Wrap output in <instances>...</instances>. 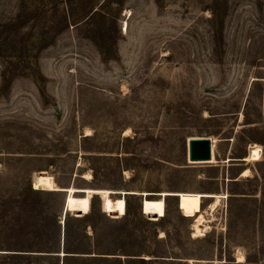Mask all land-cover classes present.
Here are the masks:
<instances>
[{
	"label": "rangeland",
	"instance_id": "rangeland-1",
	"mask_svg": "<svg viewBox=\"0 0 264 264\" xmlns=\"http://www.w3.org/2000/svg\"><path fill=\"white\" fill-rule=\"evenodd\" d=\"M51 259L264 264V0H0V264Z\"/></svg>",
	"mask_w": 264,
	"mask_h": 264
},
{
	"label": "water",
	"instance_id": "water-1",
	"mask_svg": "<svg viewBox=\"0 0 264 264\" xmlns=\"http://www.w3.org/2000/svg\"><path fill=\"white\" fill-rule=\"evenodd\" d=\"M189 160L193 163H207L213 160V141L208 138L189 140ZM65 237V232H64ZM56 256V255H54ZM61 256V255H57ZM68 256V255H65Z\"/></svg>",
	"mask_w": 264,
	"mask_h": 264
},
{
	"label": "bare ground",
	"instance_id": "bare-ground-1",
	"mask_svg": "<svg viewBox=\"0 0 264 264\" xmlns=\"http://www.w3.org/2000/svg\"><path fill=\"white\" fill-rule=\"evenodd\" d=\"M188 160H189V158H188ZM193 163V162H192ZM196 164H207V163H196ZM251 174V170H245L244 172H243V174H242V177H248L249 175ZM90 175V174H89ZM220 204V200H217V202H215L212 206H211V208L214 210L215 208H216V206L217 205H219ZM67 210H68V208H67ZM68 212V211H67ZM200 221L201 222H204L205 221V218L202 216L201 218H200ZM200 226H202V223H200V225L199 224H197L196 226H195V229H196V231H197V234H201V233H203V230L202 229H200ZM241 259V263L242 262H244V258L242 257V258H240Z\"/></svg>",
	"mask_w": 264,
	"mask_h": 264
},
{
	"label": "crops",
	"instance_id": "crops-1",
	"mask_svg": "<svg viewBox=\"0 0 264 264\" xmlns=\"http://www.w3.org/2000/svg\"><path fill=\"white\" fill-rule=\"evenodd\" d=\"M210 139V138H209ZM65 219H66V215H65ZM64 226H66V224L64 223ZM64 232H65V237H64V235L62 236V242H63V245L65 244V240H66V228L64 227V229H63V234H64ZM66 254L65 252H62V253H60V254H58V255H61V254ZM66 255H68V256H65V257H62V258H66V257H72L73 255H70V254H66ZM57 256V255H56ZM59 257H61V256H59ZM62 264H63V261H62Z\"/></svg>",
	"mask_w": 264,
	"mask_h": 264
},
{
	"label": "trees",
	"instance_id": "trees-1",
	"mask_svg": "<svg viewBox=\"0 0 264 264\" xmlns=\"http://www.w3.org/2000/svg\"><path fill=\"white\" fill-rule=\"evenodd\" d=\"M67 236H68V235H67ZM51 260H54V261L57 260V263H58V264H62V262L60 263V261H59L58 259H51ZM63 264H68V259H64V260H63Z\"/></svg>",
	"mask_w": 264,
	"mask_h": 264
},
{
	"label": "built area",
	"instance_id": "built-area-1",
	"mask_svg": "<svg viewBox=\"0 0 264 264\" xmlns=\"http://www.w3.org/2000/svg\"><path fill=\"white\" fill-rule=\"evenodd\" d=\"M148 217V216H147ZM149 218V217H148Z\"/></svg>",
	"mask_w": 264,
	"mask_h": 264
}]
</instances>
